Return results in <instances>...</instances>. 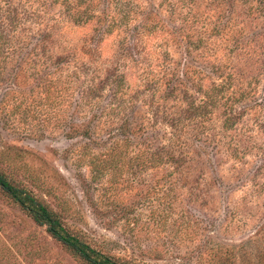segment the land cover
I'll list each match as a JSON object with an SVG mask.
<instances>
[{
    "label": "rangeland",
    "instance_id": "374dc122",
    "mask_svg": "<svg viewBox=\"0 0 264 264\" xmlns=\"http://www.w3.org/2000/svg\"><path fill=\"white\" fill-rule=\"evenodd\" d=\"M0 172L120 261L264 264V0H0ZM0 264L86 263L0 191Z\"/></svg>",
    "mask_w": 264,
    "mask_h": 264
},
{
    "label": "trees",
    "instance_id": "16d2710c",
    "mask_svg": "<svg viewBox=\"0 0 264 264\" xmlns=\"http://www.w3.org/2000/svg\"><path fill=\"white\" fill-rule=\"evenodd\" d=\"M229 123V122H228ZM226 122V125L229 126ZM100 124V123H99ZM99 124L96 125L99 128ZM108 124V123H107ZM88 130L84 132V135H90L93 129V126L88 125ZM106 129L107 135L111 138L114 134L120 133V129L113 128L106 124L103 126ZM105 131V130H104ZM94 133V132H92ZM126 133H128L126 129ZM100 136V135H99ZM126 143L127 146H131L132 144H139L140 142H134L131 137H127ZM95 140H100L102 142L104 139L95 138ZM97 157L95 156L94 159ZM163 156L151 157L147 158V162L149 165H156V162L161 159L160 163L164 162L165 159H162ZM93 159V160H94ZM166 160H169L167 158ZM145 159L142 161L143 164L148 163ZM159 163V162H158ZM101 164H99L100 167ZM99 169V168H98ZM103 169V168H102ZM101 171V170H99ZM0 191L4 193L9 199L15 202L17 205L21 207L38 225L45 226L48 234L58 241L63 247H65L68 251H70L76 258L78 257L86 264H131L128 261H120L117 258L106 255L105 253L95 249L90 243L83 240L77 234H74L63 222L61 217L51 210L47 205L43 204L39 201L33 193L28 191L27 189L13 183L7 175L0 172Z\"/></svg>",
    "mask_w": 264,
    "mask_h": 264
}]
</instances>
